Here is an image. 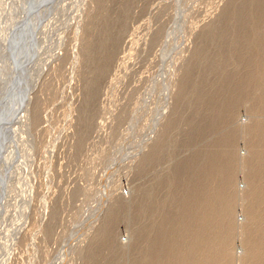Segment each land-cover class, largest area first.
<instances>
[{"label":"rangeland","instance_id":"1","mask_svg":"<svg viewBox=\"0 0 264 264\" xmlns=\"http://www.w3.org/2000/svg\"><path fill=\"white\" fill-rule=\"evenodd\" d=\"M244 2L0 0V264H135L162 218L163 178L218 153L230 131L249 158L243 128L264 114L248 100L227 132L191 139L238 69ZM245 162L232 264L245 249Z\"/></svg>","mask_w":264,"mask_h":264},{"label":"bare ground","instance_id":"2","mask_svg":"<svg viewBox=\"0 0 264 264\" xmlns=\"http://www.w3.org/2000/svg\"><path fill=\"white\" fill-rule=\"evenodd\" d=\"M244 3L233 14L235 32L238 30L237 33L244 35L236 42L232 53L238 69L227 73L219 86L220 93L209 97L208 102L213 99V103L208 104V124L205 120L193 127L191 139L194 133L203 137L208 131H226L243 100L250 101L253 110L264 114V0H245ZM259 27H263L260 33L256 31ZM253 46L258 47L255 55L251 53ZM20 54L25 63L24 51ZM12 57V69H17L16 54ZM18 71L10 74L13 82L18 78ZM256 89L261 92L255 93ZM229 91L233 94L229 95ZM243 129L255 138L249 144L247 160L238 153L236 131L229 130L230 133L219 135L216 140L215 147L220 150L214 151L218 153L197 154L163 178L160 183L165 193L158 200L162 218L155 221L152 230L149 227L146 231L142 258L135 264H232L237 256L233 249V235L238 230L235 201L241 197L235 191L239 186L237 167L244 161L242 169L246 172L247 191H243L242 196L247 200V219L242 225L245 249L240 261L264 264V122ZM212 182L216 187H211Z\"/></svg>","mask_w":264,"mask_h":264}]
</instances>
